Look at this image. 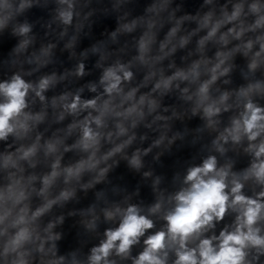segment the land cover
Instances as JSON below:
<instances>
[{"label": "clouds", "instance_id": "9594fccd", "mask_svg": "<svg viewBox=\"0 0 264 264\" xmlns=\"http://www.w3.org/2000/svg\"><path fill=\"white\" fill-rule=\"evenodd\" d=\"M0 264H264V0H0Z\"/></svg>", "mask_w": 264, "mask_h": 264}]
</instances>
